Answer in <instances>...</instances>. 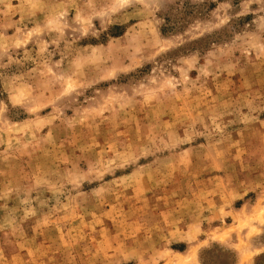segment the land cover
<instances>
[{
  "label": "rangeland",
  "instance_id": "rangeland-1",
  "mask_svg": "<svg viewBox=\"0 0 264 264\" xmlns=\"http://www.w3.org/2000/svg\"><path fill=\"white\" fill-rule=\"evenodd\" d=\"M0 264H264V0H0Z\"/></svg>",
  "mask_w": 264,
  "mask_h": 264
}]
</instances>
